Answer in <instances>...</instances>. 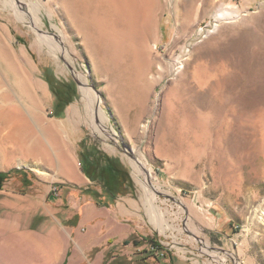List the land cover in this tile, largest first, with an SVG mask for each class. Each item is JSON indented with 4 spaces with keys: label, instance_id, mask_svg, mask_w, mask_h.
Listing matches in <instances>:
<instances>
[{
    "label": "rangeland",
    "instance_id": "rangeland-1",
    "mask_svg": "<svg viewBox=\"0 0 264 264\" xmlns=\"http://www.w3.org/2000/svg\"><path fill=\"white\" fill-rule=\"evenodd\" d=\"M178 3L160 0L136 44V65L154 81L139 102L62 0H0L7 90L29 83L32 93L13 97L33 104L31 127L11 112L0 121V264H264V0H192L186 28ZM187 78H209L213 93L176 100ZM54 90L71 99L62 117ZM18 128L28 146L48 147L53 166L6 140ZM130 159L141 160L147 190ZM101 185L115 190L108 205L92 194ZM72 193L107 208L130 194L145 234L105 256L87 249L57 212Z\"/></svg>",
    "mask_w": 264,
    "mask_h": 264
},
{
    "label": "bare ground",
    "instance_id": "bare-ground-1",
    "mask_svg": "<svg viewBox=\"0 0 264 264\" xmlns=\"http://www.w3.org/2000/svg\"><path fill=\"white\" fill-rule=\"evenodd\" d=\"M191 1L179 0V17L180 20L183 19V22H185L181 27L185 26L186 28L189 24ZM159 2L160 0H62L69 16L80 29L96 33L105 64L110 63L113 66L112 78L116 81H124L126 84L123 89L129 90L131 94L134 93L139 102L145 99L147 86L154 81L153 79L149 80L151 74L148 65H136V55L138 54L136 44L140 43L141 40L144 41L149 36L153 19L160 8ZM168 66L171 70L175 67L173 63ZM157 67L162 71L166 65L159 64ZM5 73L3 56L0 51V121L5 120L11 112L17 122L31 127L32 119L29 117V112H31L33 104L30 102L28 105L26 103L24 105L13 95L18 96V93L22 95L24 91L27 94L32 93V87L29 83L23 85L17 80L12 85L16 90L12 95L7 90L6 81L8 79L6 80ZM208 79L200 80L201 82L189 80L188 78L182 80L183 82L180 80L175 86L176 100L189 92H193L197 96H210L213 93L214 86ZM193 82L205 87L199 89L200 87L194 85ZM89 88L82 87L84 96L89 94ZM169 112L170 110L167 114ZM17 130L19 131V128L10 130L5 137L6 140L14 142L16 149L23 153L32 154L50 166L54 165V157L46 145L39 141V144L35 143L28 146L27 137L24 134H19ZM60 158L63 159L64 156L61 154ZM140 161L130 159V165L134 176L141 183L143 189L147 190L146 183L140 179V175L143 173L142 170H144V166ZM149 175L151 173H147V177ZM148 209L152 219L161 222L160 216L155 215L152 203Z\"/></svg>",
    "mask_w": 264,
    "mask_h": 264
},
{
    "label": "crops",
    "instance_id": "crops-1",
    "mask_svg": "<svg viewBox=\"0 0 264 264\" xmlns=\"http://www.w3.org/2000/svg\"><path fill=\"white\" fill-rule=\"evenodd\" d=\"M86 178L82 174L75 175L78 182H84L87 180ZM65 201L68 206L64 207L67 208L57 209L58 215L61 217L60 221L66 225L67 231H64L68 235H72L78 243L80 242L87 249L103 246L105 256L113 244L127 245L130 237L145 234L141 231L142 226L137 218V201L130 194L119 197L108 208L97 205L87 195L78 196L76 193H72ZM50 212L53 213V210ZM54 225L53 223L52 226ZM54 227L58 229L56 225ZM67 250L68 247L64 252Z\"/></svg>",
    "mask_w": 264,
    "mask_h": 264
},
{
    "label": "trees",
    "instance_id": "trees-1",
    "mask_svg": "<svg viewBox=\"0 0 264 264\" xmlns=\"http://www.w3.org/2000/svg\"><path fill=\"white\" fill-rule=\"evenodd\" d=\"M50 86L53 90V87H52L53 85L51 84ZM54 93L57 96V100L54 105L53 115L56 117H62L64 115V108L71 99H70V96H68L67 94L57 93L55 90H54ZM0 177L4 178L6 177V174L0 173ZM92 194L94 195L97 204H100V205H108L109 202L112 201L115 197L114 192L103 185H101L100 192L93 191Z\"/></svg>",
    "mask_w": 264,
    "mask_h": 264
}]
</instances>
